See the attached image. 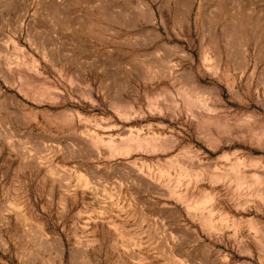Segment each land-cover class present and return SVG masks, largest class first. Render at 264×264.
Instances as JSON below:
<instances>
[{
	"label": "rangeland",
	"instance_id": "374dc122",
	"mask_svg": "<svg viewBox=\"0 0 264 264\" xmlns=\"http://www.w3.org/2000/svg\"><path fill=\"white\" fill-rule=\"evenodd\" d=\"M144 1L0 0V264H264V0Z\"/></svg>",
	"mask_w": 264,
	"mask_h": 264
},
{
	"label": "bare ground",
	"instance_id": "6f19581e",
	"mask_svg": "<svg viewBox=\"0 0 264 264\" xmlns=\"http://www.w3.org/2000/svg\"><path fill=\"white\" fill-rule=\"evenodd\" d=\"M123 2H128V0H122ZM139 2H141V3H144V5L145 6H147L146 8H147V10H148V15H149V18H154L155 17V11L152 9V7L150 6V5H148L147 4V2H145L144 0H138ZM149 3V2H148ZM219 4V3H218ZM219 6V5H218ZM107 7V6H106ZM106 9V8H105ZM121 9V8H120ZM218 9H219V7H218ZM144 10V9H143ZM101 11V10H100ZM121 11H122V9H121ZM116 12V11H115ZM117 13H120L119 11L117 12ZM117 13H115L116 14V16L118 15L119 17H121V14H117ZM113 14V13H112ZM111 16V15H110ZM113 17V16H112ZM147 17V16H146ZM114 18V17H113ZM148 18V17H147ZM212 18V17H211ZM214 18V17H213ZM148 20V19H147ZM212 20H214V19H212ZM211 20V21H212ZM218 23V22H217ZM239 27V26H238ZM240 27H241V25H240ZM236 29V28H235ZM244 29V28H243ZM241 33V35H242V33L243 32H240ZM211 40V39H210ZM212 42V41H211ZM215 42V41H214ZM217 42V41H216ZM7 47V46H6ZM166 48V47H165ZM185 53V52H184ZM217 54H218V52H217ZM216 54V55H217ZM183 55V54H182ZM207 59V58H206ZM219 63V62H218ZM182 75H184V77L182 76V75H180V76H182L181 78L183 79V80H185V82H188V83H190L189 82V80H190V77H189V75L188 74H184V73H181ZM181 78H180V80H181ZM179 80V81H180ZM182 80V81H183ZM198 81V80H197ZM188 83H186V84H188ZM193 85V84H192ZM198 85V84H197ZM193 86H195V85H193ZM202 86H203V84H202ZM200 87V86H199ZM191 88H193V87H191ZM193 90V89H192ZM197 90V89H196ZM205 91V90H204ZM43 235V234H42Z\"/></svg>",
	"mask_w": 264,
	"mask_h": 264
}]
</instances>
